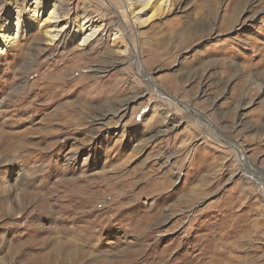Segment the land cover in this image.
I'll list each match as a JSON object with an SVG mask.
<instances>
[{"label":"rangeland","instance_id":"374dc122","mask_svg":"<svg viewBox=\"0 0 264 264\" xmlns=\"http://www.w3.org/2000/svg\"><path fill=\"white\" fill-rule=\"evenodd\" d=\"M173 3L0 0V264H264V0Z\"/></svg>","mask_w":264,"mask_h":264},{"label":"bare ground","instance_id":"6f19581e","mask_svg":"<svg viewBox=\"0 0 264 264\" xmlns=\"http://www.w3.org/2000/svg\"><path fill=\"white\" fill-rule=\"evenodd\" d=\"M173 2H174V0H133V4L135 5V7L131 11V14H132L131 18L133 19V22L137 23V24L148 23L150 19L158 18V17L162 16V14L165 11L168 12L170 10V8H172V6L174 7L175 4ZM34 4H35V7L32 10L30 9L29 12L28 11L27 12H28V14L30 16H33V15H35V12L36 13L38 12V15L35 16V17L38 18V22L40 24V27H44V32L40 36L41 39H44V43L42 45L44 47H48V46L51 47V45H54L57 42L61 41L63 38H65L64 36L66 35L67 26H66V24L63 25L62 22L65 21L66 19H68V17H66L65 15L64 16H60L58 14L55 6L50 7L49 8L50 10L47 13H44V12H42L43 11L42 9H44L46 7L42 5V2L41 3L40 2H34ZM177 5H175L174 10H178L179 7ZM36 7H37V9H36ZM15 14H16V10L9 9L5 13L4 17L2 18L3 20L0 21L1 22V25H0V39H1L0 40V47H1L2 54H4V52H6L9 48L17 46L19 44V42L21 41L20 30L19 29L16 30V26L19 25V22L14 24V19L12 20V18H13V16H15ZM146 15H149V17L147 19H144V17ZM81 17H82L81 18V23H79L77 25V28H79V29L74 31L72 33V36L79 37V38L81 37V39H80L81 43L79 44V46L87 47L90 44V42L99 34V32L102 30L103 26L102 25L101 26H97V25L93 24L94 23V19L91 17V14L89 13L88 10L87 11H83ZM15 20H19V19H17V17H16ZM14 29L16 31L15 33L13 32ZM37 47L38 46H36L35 48H37ZM95 70H94V72H95ZM146 79L149 80L148 77H146ZM151 82H152V80L150 79V83ZM152 83L154 85H156L154 82H152ZM21 90L23 91L24 89L23 88H17V89L14 88L11 92L13 94H16V93H20ZM39 90H42V89L39 88ZM29 98H30V96H29ZM129 100L124 101L121 104V106H127L128 103L130 102ZM4 142H5V140H4ZM241 154H243V152H241ZM243 158H244V156H243ZM254 171L256 172L257 170H254ZM5 189H7V188H5ZM7 197L8 196H6V198ZM1 203H2V201H1ZM7 209H8V207H7ZM2 212H3V209H2ZM3 215L4 214H2L1 216H3ZM125 255H128V254L125 253ZM133 255H131V256H133ZM66 259H68V258H66Z\"/></svg>","mask_w":264,"mask_h":264}]
</instances>
